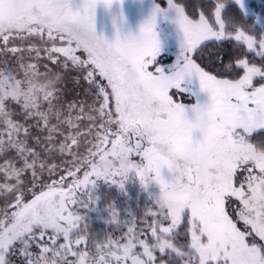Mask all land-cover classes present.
Returning a JSON list of instances; mask_svg holds the SVG:
<instances>
[{"label":"snow or ice","instance_id":"1","mask_svg":"<svg viewBox=\"0 0 264 264\" xmlns=\"http://www.w3.org/2000/svg\"><path fill=\"white\" fill-rule=\"evenodd\" d=\"M114 2L81 0L74 11V0H0V52L18 64L0 68V264H16L13 257L22 264H170L174 256L183 264H264V134L253 135L264 130L259 18L246 23L244 0H214L192 14L166 0L183 41L176 62L165 66L155 32L156 15L165 9L156 7L138 37L108 43L96 35L94 17L98 5ZM11 40L28 46L10 47ZM69 70L80 74L90 102H65L63 72ZM54 74L61 83L48 104L53 119L32 115L27 103L16 106L13 119L5 100L15 102L18 86ZM180 94L195 102H177ZM54 149L62 164L49 162ZM175 158L185 162L182 177ZM101 179L122 192L138 179L143 189L155 184L170 196L200 187L181 208L149 196L147 208L158 215L141 217L140 229L136 216L122 220L109 205V223L127 231L96 240L76 208L97 203ZM213 221L224 225L215 240L206 230Z\"/></svg>","mask_w":264,"mask_h":264},{"label":"rangeland","instance_id":"2","mask_svg":"<svg viewBox=\"0 0 264 264\" xmlns=\"http://www.w3.org/2000/svg\"><path fill=\"white\" fill-rule=\"evenodd\" d=\"M164 2L166 3V0H164ZM244 3L247 9V16H253L255 18V21L257 20V18H259V24L257 25L264 30V13L262 12V6H264V0H244ZM80 4H81V0H74L73 10L75 11ZM157 6H160L161 8L165 9L164 12L157 13L156 15L155 32L157 38L160 41L162 48V52H161V56L159 57V60L165 66L172 65L176 62V60L180 55V46L183 41V32L177 22L176 13L173 10H169L167 4L166 7L165 6L163 7L158 0H122V2H120V0H116V2H114L110 8L105 7L103 4H100L97 6L95 11V17H94L95 29H98V27L103 25L107 26L105 29L104 28L99 29L98 31L100 33H104L105 35L104 41H107L108 43L115 42L117 36H119L120 39H124L125 37H138L140 35L141 26L145 22L151 19ZM96 35L98 36V34ZM11 41L12 42L9 44L10 47L28 46L27 42H21L18 40H11ZM31 42L35 43L38 47L44 46L41 44L39 40L36 39H33ZM5 62H7V65L11 68H18V64L15 56H13L10 53L5 54L0 52V68L5 66ZM54 70L59 71L60 68L58 66H54ZM61 71L63 70L61 69ZM65 74H71V75L69 77H65ZM79 75L80 74L78 72L72 70L63 72L64 78L62 82V87L64 89H67V91L70 90L72 92V93L70 92L71 95H74L73 91H76V99L74 100L71 99L69 101L80 102L84 100H89L90 102V98L87 97L85 94L87 85L82 80L77 82ZM53 77L57 79V82L61 83V77L57 74H54L47 77L45 76L35 77L30 87L25 85V88L23 90H21L18 86L17 93L15 94L16 100L18 101L19 99L21 103H27L28 110L31 112L32 115H36L37 113H43L48 120H52L54 116V112L48 111V104L49 102L52 101V98L54 96L53 94L54 89L51 88L54 85ZM47 83H49L50 85H48ZM72 85H75V87H73ZM193 87L198 88V84L194 83ZM22 94H24L25 96L24 97L21 96ZM9 95H11V93H9ZM174 99L177 102H183L189 104L195 102L194 98L191 99L190 97H187L183 94L174 96ZM200 99L206 100L207 95L201 93ZM69 101H67V103ZM5 103L10 109L15 110V108L13 107L14 106L13 99L5 100ZM12 118L15 119V116H12ZM86 147L87 146L82 147L80 149V153L82 155L85 154ZM54 150L55 153L48 154L49 162H51L52 160H56L55 161L56 163L62 164L64 162V158L58 157V150L56 149ZM83 171L84 169H82L81 172L77 174L80 178L83 177ZM56 178L57 177H52L51 179H56ZM44 182L45 183L50 182V179L47 177V175H45ZM102 183L103 182L101 181V184ZM37 191H39V189H37ZM3 205H4V200L3 198H0V208H2ZM92 206L97 207V204ZM107 208L108 206H106L105 211H109ZM125 210L126 208L124 207L123 211ZM76 211L81 216L86 215V213L82 212V208H80V206H77ZM103 217L104 219L101 217V221H104V223H106V221L108 220L107 216H103ZM233 218L235 219L236 217ZM82 223L87 225V228L89 227L101 228L102 225L101 224L99 226L96 223L94 224V222L93 223L89 222L86 224L84 223V221H82ZM209 225L210 223L206 224L207 231ZM140 226L141 225L137 224L138 229L140 228ZM126 231H127L126 227H123V229L121 230V234ZM145 232H147V230H145ZM177 240L179 243L184 241L182 239L179 240L178 237ZM185 251H187L186 248ZM172 261L173 262H170V264H183V261L175 256L172 258Z\"/></svg>","mask_w":264,"mask_h":264},{"label":"trees","instance_id":"3","mask_svg":"<svg viewBox=\"0 0 264 264\" xmlns=\"http://www.w3.org/2000/svg\"><path fill=\"white\" fill-rule=\"evenodd\" d=\"M158 1L163 7L164 6L166 7V3L164 2V0H158ZM177 2L184 4L186 6V10L190 14H192L194 8L197 5H202V6L206 5L208 7H211L212 4L214 3V0H177ZM229 10H230V14L235 16L237 19L242 18L240 16V9L236 5H230ZM262 12L264 13V6H262ZM254 22H255V18L253 16H247V19H246L247 24L252 25L254 24ZM256 31L259 33L264 30L256 24ZM239 51L240 49L232 48L233 53H237ZM216 70L218 71V69ZM59 71H61V69ZM70 75L71 74H65V77H69ZM53 78H54L53 79L54 87L52 86L51 88L54 89V91L56 92V88L60 85V82H57V79L55 77ZM228 78H231V76H229ZM47 84L50 85L49 83ZM72 86L75 87V85H72ZM54 91H53V94H55ZM70 92H71L70 90L67 91V89H64V100L66 103L67 101L71 99L73 100L76 99V91H73L74 95H71L72 92L71 93ZM54 151L55 150H53L51 153H55ZM71 179H72L71 177L68 178V181H70ZM101 181L103 182L102 184H101ZM97 184L98 185H96V195L99 197V200L96 203L97 207H94L92 205L88 207L80 206V208H82V212L86 213V215L83 216L84 223L87 224L89 222L91 223L94 222V224L96 223L99 226L102 224L101 228H98V227L87 228L88 233L91 237H93L96 240H101V239L103 240L105 236L107 235H111L113 238H117L121 236V230L123 229V227L117 228L116 225L110 224L108 221L111 219V215L109 211H105V208L106 206H109V205L115 206L116 210L119 212V214H121L120 217L122 220L130 219L131 216L134 215L137 217V224L141 225L140 228L145 227L144 224L141 222V217H146L144 213H145V210L147 209L148 201L144 197V195L142 196L139 194L140 187L137 182V179H130L126 183L125 191L123 192L120 190V188L117 185L110 184L104 181L103 179L97 181ZM81 199H86V198L82 196ZM91 206H92V209H91ZM232 206L237 207V204H233ZM124 207L126 208L125 211H123ZM230 215H232V212L230 213ZM103 216H107L108 220L106 221V223H104V221H101V217L104 219ZM146 219L150 221L152 217L149 216V217H146ZM237 225L242 231L245 230V226L242 222L240 223V221H237ZM178 238L179 240L181 239L184 240L183 242H180L181 245L185 244L187 237L183 235V233L180 236H178ZM13 260L16 261V264H22V261H20L16 257H13Z\"/></svg>","mask_w":264,"mask_h":264},{"label":"clouds","instance_id":"4","mask_svg":"<svg viewBox=\"0 0 264 264\" xmlns=\"http://www.w3.org/2000/svg\"><path fill=\"white\" fill-rule=\"evenodd\" d=\"M174 166H175V172L182 177L184 175L185 162L179 158H175ZM199 187L200 185L196 183L191 186L190 190L183 192H176L171 196L167 191L161 190L159 194V199L163 201L166 206H170L174 209L181 208L196 196ZM144 214L146 217L149 216L156 217L158 215V212L153 208L149 207L145 210ZM223 231H224V225L220 223L214 222L208 226V232L213 234L212 237L213 240H215L218 236H220L223 233Z\"/></svg>","mask_w":264,"mask_h":264},{"label":"flooded vegetation","instance_id":"5","mask_svg":"<svg viewBox=\"0 0 264 264\" xmlns=\"http://www.w3.org/2000/svg\"><path fill=\"white\" fill-rule=\"evenodd\" d=\"M107 26H105V25H103V26H100V27H98V29H95V32H96V34H98V37L99 38H101L102 40H104V37H105V35H104V33H100L98 30L99 29H105ZM12 41H10V43H11ZM26 94V93H25ZM21 96H25L24 94H22ZM11 100V99H10ZM21 103V101L18 99V101L16 100V98H15V102H13V107L14 108H16V106L18 105V104H20ZM12 110V112H13V116H15V110H13V109H11ZM29 111V110H28ZM30 112V111H29ZM31 113V112H30ZM262 133H264V130H261V131H259V132H257V133H254L253 135L254 136H256V137H259L260 135H262ZM162 175L165 177V179L167 180V179H171V174L167 171V169H165V170H163V172H162ZM137 182H138V184H139V187H140V190H139V194L140 195H144V197L147 199V201H148V204L147 205H149V196H152V197H155V196H158L159 194H160V190H159V187L157 186V185H155V184H152V185H150L149 187H148V189L147 190H145V189H143L142 187H141V185H140V183H139V181H138V179H137ZM237 207H239V205L237 204ZM232 208H235V206H232ZM232 212V215L234 216V217H236V214L235 213H233V211H231V209H229V213H231ZM237 218V217H236ZM235 218V219H236ZM238 221V220H237ZM243 223V221H240V223ZM210 224H212V223H214V221L213 222H209ZM217 223V222H216ZM240 225V224H239ZM238 226V225H237ZM239 228V227H238Z\"/></svg>","mask_w":264,"mask_h":264}]
</instances>
